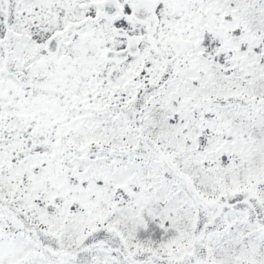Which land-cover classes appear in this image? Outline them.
I'll use <instances>...</instances> for the list:
<instances>
[{
	"label": "snow or ice",
	"instance_id": "snow-or-ice-1",
	"mask_svg": "<svg viewBox=\"0 0 264 264\" xmlns=\"http://www.w3.org/2000/svg\"><path fill=\"white\" fill-rule=\"evenodd\" d=\"M0 264H264V0H0Z\"/></svg>",
	"mask_w": 264,
	"mask_h": 264
}]
</instances>
